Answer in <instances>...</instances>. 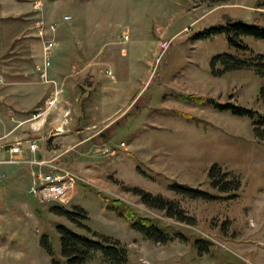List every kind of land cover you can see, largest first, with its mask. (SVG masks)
<instances>
[{
  "label": "rangeland",
  "instance_id": "1",
  "mask_svg": "<svg viewBox=\"0 0 264 264\" xmlns=\"http://www.w3.org/2000/svg\"><path fill=\"white\" fill-rule=\"evenodd\" d=\"M233 1L0 0V122L18 113L31 117L43 112L48 89L33 71L39 62V39L33 29L37 20L55 21V38L63 44L70 38L75 45L90 40L108 44L103 52L112 48L119 56L125 48L130 54L142 51L150 60L140 71L145 76L135 79L105 76L103 59L108 55L92 59L89 48H71L68 64L53 63L55 78L67 76L58 84L73 106L69 115L49 111L37 135L43 139L39 146L46 156L64 150L59 162L79 179L61 199L37 203L24 190L15 209L0 207V264L63 260L56 224L88 236L95 232L118 239L128 253L122 264H264V140L254 137L247 118L174 97L175 91L208 96L264 114V98L259 95L262 80L253 70L219 76L210 72L213 56L234 52L225 35L193 37L220 20L209 23L202 11ZM251 1L262 5L263 0ZM65 14L71 16L69 21H61ZM251 14L250 20L241 19L264 26V14ZM123 31L128 32V40H122ZM162 39L170 44L161 53L158 41ZM242 40L264 54V40L250 36ZM76 57L81 61L72 73ZM17 85L38 90L33 100L37 109H18L9 101L8 89ZM143 90L148 97H140L132 106L136 93ZM173 110L194 117L186 120ZM55 121L69 123L57 131L58 126L52 129ZM24 132L32 131L25 127ZM104 147L109 150L102 152ZM212 163L236 176L240 186L213 190L207 176ZM172 183L218 197L188 198L170 190ZM134 188L172 200L182 212L173 215L172 210L150 207ZM113 200L152 219L170 240L155 242L132 229ZM53 206L82 207L87 218L80 221L88 228L53 213ZM43 235L53 256L40 243ZM195 239L210 241L208 250L198 249L203 243ZM85 264L109 263L97 251Z\"/></svg>",
  "mask_w": 264,
  "mask_h": 264
},
{
  "label": "trees",
  "instance_id": "2",
  "mask_svg": "<svg viewBox=\"0 0 264 264\" xmlns=\"http://www.w3.org/2000/svg\"><path fill=\"white\" fill-rule=\"evenodd\" d=\"M221 2V0H216ZM264 5V0L261 1ZM215 33H223L226 37L227 44L234 48L232 53L217 54L212 57L210 61V72L219 76L229 71L251 69L262 80L259 95L264 98V54L254 50L247 43L242 40L243 36H250L256 39L264 40V26L257 23L249 24L241 18L229 17L223 14L218 22L209 28L193 35L194 38H205ZM148 97V94H146ZM174 97L182 102L194 104L196 106L209 107L216 111H225L233 116L247 118L252 125V133L255 138L264 140V114L256 109L239 105L233 102H219L214 98L202 96L192 93L175 91ZM135 107V103L133 104ZM132 105V106H133ZM132 106L128 111L132 110ZM127 111V112H128ZM174 114L183 119H191V114L179 110H173ZM115 121L112 123L114 125ZM208 180L213 190L225 191L228 186H240L239 180L236 176H229V172L223 171L216 163H212L207 170ZM175 186V187H174ZM182 186V187H181ZM185 185L172 183L169 189L179 195L185 197H199L202 199H216L218 196L203 191L201 189L192 190L185 188ZM134 193L140 197L142 201L150 207L162 210H172L175 213L182 212L176 202L166 200L160 195L152 196L149 192L134 188ZM101 194L99 193V196ZM101 198L107 200L106 196ZM117 204V211L119 216L123 217L129 222L132 229L141 232L146 238L155 242L166 243L170 240V235L156 226L155 222L148 218L141 216L120 200H113ZM51 211L57 215L64 216L70 221L88 228L81 222V219H86L87 215L82 207L74 206L72 210L62 207L53 206ZM174 211H178L175 212ZM186 219V218H185ZM56 229L59 234L60 253L64 261L63 264H85L92 255L99 251L105 261L109 264H122L127 261L128 253L124 245L118 239L108 237L105 235H97L92 232V236L79 233L63 224H56ZM202 242V246L198 245V249L204 251L208 250V240L195 239V243ZM45 251L53 256V249L48 244L47 236L43 235L40 240ZM60 260L52 258L54 264H62Z\"/></svg>",
  "mask_w": 264,
  "mask_h": 264
},
{
  "label": "crops",
  "instance_id": "3",
  "mask_svg": "<svg viewBox=\"0 0 264 264\" xmlns=\"http://www.w3.org/2000/svg\"><path fill=\"white\" fill-rule=\"evenodd\" d=\"M255 2L249 0V1H242V0H235L231 3H217L216 5L210 7L209 9H206L202 11V16L204 18H207L209 23H212L216 20H219L220 17L223 14H227L230 17L233 18H245L250 20L252 11L260 12L261 14H264V5H258L254 4ZM262 6V7H261ZM200 7V6H199ZM261 8H263L261 10ZM63 16V15H62ZM62 21V18H61ZM38 41V54H39V62L41 61V43ZM112 42V41H111ZM110 45V44H109ZM83 47V48H89L87 50V53H92V59H98L102 56L108 55L105 59H103L105 62L104 69L103 70H109L111 71V74L113 75L112 78H124V79H135V78H143L145 75H141L140 71H143L145 69L146 62H148L149 57H145V54L142 51H136L134 53H129L127 49L122 48L121 53L118 56L117 53L114 51V49L109 48L107 51L105 50L103 52V48L108 46V44L104 45L99 44L97 42H92L90 40H79L77 44L75 45L73 41L70 39H66L64 44L59 41V39L56 38V46L53 49L52 57H51V65L48 70L49 77L54 79L56 81V89L58 90L56 95V102L51 106L47 107L48 100L53 96L54 86L53 84H47L43 83L45 87H47V97L44 100V109L42 114L38 118L31 119L32 116H27L25 114H15L10 119H7L6 121L0 122V143H13L15 141H25L27 139H32L34 137L37 138L38 145L42 146L43 139L41 137H37L36 132L32 130V124L39 125V128L42 126L43 121L46 120L47 115L49 114V111H52V114H55L56 112H60V114L69 115L71 113L72 106L69 102V99L66 97V91L65 88L58 84V80H64L67 78V76L56 78L52 75V68L53 63H58L57 61H63L65 64H68L69 55L72 54L70 51L71 48ZM153 55V52L151 53V56ZM81 58L76 57V61L71 62L73 65L71 66L72 73L76 71V67L80 64ZM150 63V60L149 62ZM34 74L37 79L38 76L35 73V70L33 68ZM102 73L105 76H109L106 72L102 71ZM140 73V74H139ZM57 79V80H56ZM40 80V79H39ZM61 84V82H60ZM63 84V81H62ZM9 91V101L12 102L18 109H31L33 107L34 109H37L36 106L33 105V100L38 95V90L31 89L30 87H26L23 85H17L15 87H11L8 89ZM146 91V90H145ZM145 91H139L136 93V97L134 98L132 105L136 103V101L143 97L145 94ZM49 92V93H48ZM148 94V93H147ZM149 95V94H148ZM104 99L106 95L104 94ZM109 99H111L109 97ZM37 111V110H36ZM37 113V112H36ZM38 119V120H36ZM66 120V119H65ZM29 121H32L29 123ZM67 121V120H66ZM69 123V122H66ZM66 123L63 121H55L53 122L52 129H56L58 126V130L61 127L67 128ZM28 127L32 132L25 133L24 128ZM43 131V130H42ZM78 131V130H76ZM94 136L90 137V139H93ZM45 139V138H44ZM86 138L82 139L85 140ZM39 146V148H40ZM42 148V147H41ZM38 150L35 155L42 156V157H49L51 155V152H48V155L46 156L42 150ZM64 151V150H62ZM57 151L61 153L62 155L64 152ZM2 155V154H0ZM30 174H29V167L27 165H0V207L3 210L5 209H15L16 203L22 201V196L24 190H27L30 185ZM26 206V205H25Z\"/></svg>",
  "mask_w": 264,
  "mask_h": 264
},
{
  "label": "built area",
  "instance_id": "4",
  "mask_svg": "<svg viewBox=\"0 0 264 264\" xmlns=\"http://www.w3.org/2000/svg\"><path fill=\"white\" fill-rule=\"evenodd\" d=\"M71 16L65 14L62 21H69ZM57 23L55 21L37 20L33 26L34 35L41 43V61L35 64L34 70L38 78L43 83L53 84V96L48 100L47 107H51L57 100L56 81L49 77L48 70L51 65L53 49L56 46ZM123 41L128 40V32L121 34ZM170 40L162 39L158 41L161 53L169 46ZM108 75L111 71L106 70ZM42 112L32 115L31 119L38 118ZM32 130L39 134V125L32 124ZM38 137V136H37ZM40 150L37 138L25 141H15L13 143H0V165H27L29 167L30 185L27 192L37 203L58 200L65 197L73 190L78 175L59 162L61 153L56 150L51 151L49 157L35 155ZM109 147H104L102 152H107Z\"/></svg>",
  "mask_w": 264,
  "mask_h": 264
}]
</instances>
